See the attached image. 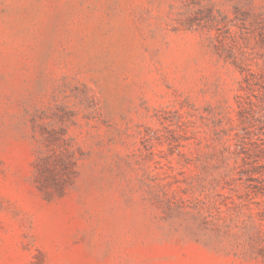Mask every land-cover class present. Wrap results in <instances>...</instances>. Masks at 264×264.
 <instances>
[{
    "label": "rangeland",
    "instance_id": "obj_1",
    "mask_svg": "<svg viewBox=\"0 0 264 264\" xmlns=\"http://www.w3.org/2000/svg\"><path fill=\"white\" fill-rule=\"evenodd\" d=\"M0 264H264V0H0Z\"/></svg>",
    "mask_w": 264,
    "mask_h": 264
}]
</instances>
